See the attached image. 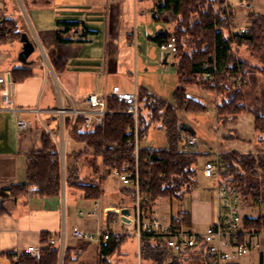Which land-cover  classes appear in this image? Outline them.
<instances>
[{
  "label": "trees",
  "instance_id": "trees-1",
  "mask_svg": "<svg viewBox=\"0 0 264 264\" xmlns=\"http://www.w3.org/2000/svg\"><path fill=\"white\" fill-rule=\"evenodd\" d=\"M158 3L155 19L166 24L177 38L178 52L175 56L178 60L176 64L180 82L183 85L200 82L208 91L218 92L220 96V102L217 104L218 119L222 125L236 123L238 116L243 113L253 114L256 138L260 143H264V113L248 109L245 103L248 86L235 82L239 74L257 72V67L249 66L239 57V48L246 47L254 54L264 52V16L251 13L250 28L244 34H232L230 28L234 26L237 13L227 0H159ZM0 22L3 30L7 27L11 29L9 40L2 38V43L21 40L23 33L17 30L15 20L1 19ZM62 24H66L68 28L72 23H59L60 26ZM56 38L59 43L72 42V39H64L60 31L56 33ZM167 38L169 34L165 32L164 37L157 36L155 41L160 43ZM186 40L192 45L191 53L186 51ZM213 55L217 58L220 75L217 81L210 82L203 79V66L212 61ZM64 64L63 59L56 61L54 68L58 74L63 71ZM30 74L24 69H15L13 80L15 83L24 82ZM137 89L141 132L148 133L154 126H158L165 133L168 144L165 149L141 150L139 190L149 199L148 203L141 204V208L151 207L160 198L183 202L199 188L198 178L201 173L199 160L203 155L196 151L181 149L183 133L179 127L183 122L179 113H199L206 111V107L190 98L184 87L176 90L174 104L168 103L147 89L139 87ZM110 109L118 111V104L111 102ZM132 124L131 116L115 113L105 117L102 129L87 131L84 129L82 117H79L69 137L77 143L84 144L87 149L71 153L69 163H63L54 136L44 131L42 148L26 155V178L24 182L10 187L11 197L15 200L61 197L65 188V191L75 189L81 192L86 200H99L103 196L105 170L116 168L120 174H135L134 148L128 145L133 140L129 132ZM65 127L66 131L70 129L71 118L66 120ZM113 143L118 145L112 148L110 146ZM85 156L91 157L89 166L92 168L96 183L93 180L85 183L87 176L83 175L82 169ZM220 157L226 166L222 184L236 185L242 193L243 201L249 206L264 207V157L237 151L221 152ZM121 195L120 204L127 207L136 204L137 192L134 188L123 189ZM263 219L245 218V223L247 228L253 226L259 228ZM112 220L111 217V223ZM172 226L191 229L190 215H179L172 220ZM107 232L111 237L108 241H101L100 264H117L112 262L111 258L117 254L121 255V249L127 239L136 240L134 231ZM48 237L49 235H43L44 245ZM90 243L84 241L76 249L66 248L63 264L79 263L89 250ZM141 257L142 264H208L212 258L203 240H200L197 246L184 247L175 254L157 236L148 233L141 236ZM59 261V248L46 246L42 250L40 262L22 257L19 263L59 264ZM260 264H264V256L261 257Z\"/></svg>",
  "mask_w": 264,
  "mask_h": 264
},
{
  "label": "crops",
  "instance_id": "crops-1",
  "mask_svg": "<svg viewBox=\"0 0 264 264\" xmlns=\"http://www.w3.org/2000/svg\"><path fill=\"white\" fill-rule=\"evenodd\" d=\"M26 1L30 3L33 13V10H35L34 12L50 10L54 1L57 0H51L53 1L51 3L50 0ZM150 1L152 0H137V2L135 0H58L55 6L59 7L61 16L50 19L52 24L45 26L46 18L41 17L42 14L38 15L40 36L36 34L35 39L42 50L44 64L41 65L37 61L31 60V57L28 59V64H23L19 60V64H16V61L5 57L6 49L0 50V77L6 79L0 88V207L2 209L0 212V264H20L11 259L12 253L27 247L44 246L43 235L45 234L55 235L61 240L64 238L66 248L76 249L84 241L75 237V230L91 233L109 230L115 233L127 232L129 225L122 221L123 216L119 209L123 207L120 204L121 190L129 187L122 183L115 169L104 172L103 196L99 200H86L79 197L76 201L69 203L65 194L61 197L15 200L11 197L9 189L13 185L24 182L26 155L33 150H41L44 131H48L61 142L62 130L59 138L54 134L56 126L61 129L57 114L61 107L69 112L68 117H70L75 107L84 106V100L90 94H107L114 86H119L125 93L134 91L130 92L127 86L124 87L121 80L110 85L107 76L109 77V73L118 74L122 62H125L124 57L131 54V49H127L129 51L125 49V43L131 48L135 42V56H137L136 33H139L137 28L139 11L146 10V5ZM158 1L153 0L152 15L154 19L157 15ZM235 1L238 0H229L228 3L237 13L236 23L244 21V15H247V21L243 23L250 25L249 15L251 13L259 14L264 8L256 4L257 0L250 2L248 8H237ZM240 15H242V19H240ZM65 22L72 24L68 25V28L66 24L59 25V23ZM19 29L17 24V30L19 31ZM163 30L172 34L171 30ZM59 31L64 39H72V42L59 43L56 38V33ZM160 31L157 36L164 37V35H160ZM30 41L34 43L33 40L30 39ZM7 42L10 41L3 42L1 45H5ZM58 59L65 61L60 74L54 68ZM129 63L132 64L131 60ZM15 69H24L31 74L24 82L15 83L13 80ZM259 74L264 76L262 70L259 69L257 72L250 73L248 79ZM103 80L105 85H103ZM261 83L262 81L256 79L255 87L260 86ZM61 86L66 89L65 99ZM249 86L250 82L247 89ZM261 101L257 100V105L264 103ZM15 111L20 114L22 119L33 122L34 129L32 131L27 133L19 131ZM183 123L193 128L189 122ZM222 126L224 127L222 134L224 137L229 133L237 138V141L231 144L239 145L238 150L232 151L243 153L251 151L250 147L254 146L251 142L256 136L253 114L243 113L238 116L236 124ZM193 129L196 132L195 137L198 139L197 131L195 128ZM182 133L185 139L192 136L189 133L186 135L184 132ZM65 139L67 140L65 154H68L65 162L69 163L70 154L77 150L69 135ZM241 147H247L248 150H241ZM209 151L215 153L211 148ZM218 152L216 151L214 155ZM207 161L205 160L200 166L201 174H203L204 164ZM203 178L212 182L211 187L197 189L183 202L160 198L149 207L148 211L143 213L144 220L157 219L163 225H170L172 220L179 215L189 214L192 228L187 231L193 235H202L216 223L219 216V204L216 197L217 181L207 179L204 175ZM78 207L85 211L79 212ZM73 209H76L77 212H74ZM251 209H258L260 213L252 217L250 216ZM240 211L244 218L250 219H256L264 214L262 207L246 208L242 205ZM111 217L113 218L112 223L110 222ZM101 241L91 242L89 250L77 264H100ZM135 241L129 238L125 244ZM90 253H93L91 259L87 260ZM262 256H264V238L257 240L255 247L240 258L238 264H260ZM25 258L31 257L24 256Z\"/></svg>",
  "mask_w": 264,
  "mask_h": 264
},
{
  "label": "rangeland",
  "instance_id": "rangeland-1",
  "mask_svg": "<svg viewBox=\"0 0 264 264\" xmlns=\"http://www.w3.org/2000/svg\"><path fill=\"white\" fill-rule=\"evenodd\" d=\"M51 2L53 1L50 0V3ZM57 2L58 0L54 1V4L50 8V10L45 9L36 12H34L35 10H33L32 13L30 9L31 7L30 3L29 2L27 3L26 0H0V20L1 19L15 20L20 28L19 32L27 33L29 35L30 39L33 40L36 46L35 52L31 56V60L33 61L35 60L41 65L44 64L43 53L35 39L36 34L37 36H40L38 15L42 14L40 16L46 18L47 23L45 24V26H49V24H52V22L49 21L50 19L61 16L60 10L58 9L59 7L55 6L57 5ZM256 4L264 7V0H257ZM146 6H147V8H145L146 10H144L143 12H141L142 10L139 11V20L137 22V28L139 31V33H136L137 56H135V42L133 43V46L131 48L128 46L127 43H125L124 44V47H126L125 49L126 50L131 49V54L129 53V56L124 57L125 62H122L121 67L118 70V74L112 75V73L111 74L109 73V77L107 76L109 84L111 85L121 80L124 83V87L127 86L130 92L133 91L136 86L139 88H144L150 91L151 93H154L156 96L164 99L170 104H174V94L176 90L179 87H184L190 98L194 100L196 99V101L198 100L199 103H201L203 106L206 107V111L199 113H191V114H186L184 112L179 113V117L182 122H189L193 126V128L196 129L197 136L199 139V143L197 147H190L188 149H185V143L182 142L181 149L185 151H196L202 154L203 156L199 160L200 166L205 160L206 161L215 160L216 155L214 154L216 153V151H219L218 153L220 154L221 152H227V151L234 152L232 150H238L237 148L239 147V145L231 144L237 141V138H235L234 135L229 133H227V136L225 137L222 135L224 133V127L222 126L221 123H219V119H218L217 104L220 102V98H219L220 96L218 95V92L208 91L206 89V86H203L200 82L183 85L179 80L177 64H176L178 60L176 59L174 54L168 55V59H167L168 65L164 64V59L167 54H164L160 50L158 43H156L154 39L156 38L160 30L165 29L166 31H170V28L166 24L154 19L152 15V10L154 9L153 0L150 1ZM259 14L264 16V8L262 9V12ZM240 16H239L240 19H242V15ZM244 16H245L244 21L242 22L238 21L237 23L236 21L233 22L234 26L230 28L232 34H238L239 28H244L246 30L250 28L249 23L247 24L243 23L247 21V15ZM199 43L200 41L197 43V45ZM22 48L23 45L19 40H14V41L12 40V42L11 41L7 42L5 45H0V50L6 49L4 51L5 57H7L10 60L12 59L13 61H16V64H19L18 57L20 52L22 51ZM192 50H193L192 45L186 40V51L191 53ZM48 56L51 59L50 55ZM239 57L249 66L257 67V70L261 69L262 72L264 73V52L262 54H254L250 49L246 47H242L239 48ZM129 60H131L132 64L129 63ZM135 64H136V69H135ZM256 79L262 81L260 86L255 87ZM249 82H250V86L249 89H247L248 91L245 101L246 106L250 110L254 109L253 111L258 110L259 112L264 113V103H262L261 105H257V100L259 99L264 102L263 74L251 76L249 78ZM103 85H105V81ZM61 87H62L63 97L65 99L66 89H64L63 86ZM236 123H228L225 125L228 126L230 124H236ZM54 134L55 136H58V138L61 135V129H59L58 126H56V130ZM184 134L186 135L187 133L184 132ZM55 140L59 146L61 157L64 155V158H62V160L63 163H65L66 154H65L64 146L66 145L67 140L63 139L62 142L58 141L56 138ZM72 143L74 144V147L77 151L83 152L87 149L86 146L82 143H77V142L75 143L74 140H72ZM251 143L254 146L250 147L251 151L245 154H252L254 156L260 155L264 157V143H260L257 140L256 136L254 137V139H252ZM167 146L168 144L165 133L161 131L158 126H154L147 133V138L142 144V149L146 148V149L158 150V149H165L167 148ZM209 148H211L215 153L212 152L210 153ZM241 150H248V148L241 147ZM90 160H91L90 156H85L82 162V169L85 173L84 175L87 176L85 183H89V181L91 180L95 181L96 183L97 181L92 174V168L89 166ZM259 172L261 173L262 171L259 170ZM198 183H199L198 189H203V188L211 187L212 182L204 179L203 174L200 173L198 178ZM64 194L69 203L76 201L79 197H82L81 192H78L75 189L65 191L64 188L62 196ZM242 205L246 206V208L251 207L249 206V204H246L244 201L241 203V206ZM73 210L74 212H77L76 209ZM81 210L84 209L80 208L79 212ZM259 213L260 212L258 209L250 210V216L252 217H255ZM129 228H132V226ZM136 244H137L136 241L133 243L130 242L128 244H124L121 249L122 250L121 255L120 256H118V254L114 255L111 258L112 262L117 264H137ZM92 254L93 253L88 254L87 260L91 259L90 257ZM59 264H63V262L60 260Z\"/></svg>",
  "mask_w": 264,
  "mask_h": 264
},
{
  "label": "built area",
  "instance_id": "built-area-1",
  "mask_svg": "<svg viewBox=\"0 0 264 264\" xmlns=\"http://www.w3.org/2000/svg\"><path fill=\"white\" fill-rule=\"evenodd\" d=\"M135 2H137V0H135ZM249 6V0H238L235 3V7L237 8H248ZM238 32L239 34H244L246 29L239 28ZM10 33L11 29L7 27L3 30L2 22H0V45L2 44V38L9 40ZM159 48L164 54L176 55L178 52V45L175 34H169V38L163 39L159 43ZM203 71L204 80L210 82L217 81L220 71L217 67V58L215 55L212 56L211 62L204 64ZM249 74L250 73H248V75L239 74L235 82L248 86ZM5 80V77H0V88ZM111 102H116L118 104V111L110 109ZM115 113L129 115L133 119V124L129 129L130 134L133 136V140L129 142L128 145L134 148L135 174H120L118 169H114L119 175L122 183L126 187L134 188L137 192L136 204L129 208L126 207L130 210V219L132 221V224L127 226V233L134 231V236L137 241V264H142L141 236L144 233L157 236L175 254H178L184 247H195L199 244L200 240H203L212 256L208 264H238V260L255 247V241L264 238V219L261 221L259 228L257 226L247 228L245 218L240 211V206L243 202L240 189L236 185L224 186L222 184V176L226 172V166L222 162L219 153L216 154L215 160L207 161L203 168V175L205 178L215 179L217 181L216 197L219 204V216L214 225L210 226L202 235H193L188 232V229L185 227L174 228L172 223L170 225H163L157 219L149 221L144 220L143 213L148 211L149 208H141V204L143 202L148 203L149 199L140 193L138 171L142 144L147 138V133L141 132V112L137 87L131 93L122 92L119 86H114L110 93L90 94L84 100V106L80 108L75 107L70 117H68L69 112L64 107H61L57 111L62 130L61 142L69 135L79 117H82L84 129L93 131L95 129H102L105 117ZM15 116L17 117V126L21 133H27L34 129L33 122L22 119L17 111H15ZM68 118H71V127L66 131L65 123ZM182 142L185 143V149H187L196 147L198 139L195 136H188L186 139L182 138ZM117 145V143H113L110 147L115 148ZM61 158H64V155ZM150 162L152 163V161ZM124 208L125 207H121L119 211H122ZM262 209L264 210V207H262ZM260 217L264 218V214L258 218ZM179 220L181 219L179 218ZM131 226L132 228H129ZM74 235L77 239L85 242L108 241L111 237L110 233L102 231L91 233L75 230ZM46 246L58 247L60 260L63 262L66 250L65 241L64 238L61 240L55 235H50L47 243L42 247L32 246L12 253L11 259L14 262H19L22 257L28 256L40 262L42 259V250Z\"/></svg>",
  "mask_w": 264,
  "mask_h": 264
},
{
  "label": "water",
  "instance_id": "water-1",
  "mask_svg": "<svg viewBox=\"0 0 264 264\" xmlns=\"http://www.w3.org/2000/svg\"><path fill=\"white\" fill-rule=\"evenodd\" d=\"M160 32H161L160 33L161 36L162 35H165L164 30H161ZM20 42L23 45V48H22V51L19 54L18 60H19V62H21L23 64H28V59L35 52V45H34V43H32L30 41V39H29V37H28V35L26 33H23L22 34ZM167 59H168V56H165V59H164V64L165 65H168ZM179 129H180L181 132L189 133L192 136H195L196 135L195 130L191 126H189L188 124H186V123H183L182 125H180ZM123 207H125L124 204H123ZM121 214L123 216L122 217V221L126 225H131L132 224V221L130 219V210L125 207L121 211Z\"/></svg>",
  "mask_w": 264,
  "mask_h": 264
}]
</instances>
